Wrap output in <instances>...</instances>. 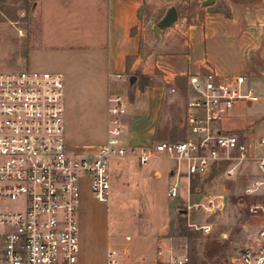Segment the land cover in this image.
<instances>
[{"label": "built area", "instance_id": "obj_1", "mask_svg": "<svg viewBox=\"0 0 264 264\" xmlns=\"http://www.w3.org/2000/svg\"><path fill=\"white\" fill-rule=\"evenodd\" d=\"M243 76L220 77L209 70L189 76L192 94L185 101L186 140L161 141L152 149L127 147L120 94L107 98L106 140L89 153H76L66 138L65 79L61 71L0 70V264H77L80 252L77 211L87 186L95 200L111 197L109 165L114 157L132 154L146 165L152 154L167 155L185 166L188 180L204 176L216 161L236 152L246 158L247 146L219 125L236 101H256L252 89L240 90ZM174 87L170 92L174 93ZM264 143V137L260 139ZM224 155H226L224 157ZM264 177V157L258 159ZM261 182H254L256 187ZM247 188L246 192L253 191ZM176 188L169 196H176ZM219 207L218 199L207 201ZM12 206V208H10ZM251 214L264 213L254 204ZM107 238L106 264H189L188 255L158 241L152 259L133 260L129 236ZM117 239V238H116ZM232 264H264V229L231 260Z\"/></svg>", "mask_w": 264, "mask_h": 264}, {"label": "crops", "instance_id": "obj_2", "mask_svg": "<svg viewBox=\"0 0 264 264\" xmlns=\"http://www.w3.org/2000/svg\"><path fill=\"white\" fill-rule=\"evenodd\" d=\"M26 1L31 6L33 19V37L27 47H43L58 53L65 61L66 70L61 71L65 85L66 76L71 75L100 85L105 127L108 96L120 94L124 98L126 113L122 123L127 147L152 149L156 143L165 141L153 142V139L164 136L158 129L167 92L172 95L168 101H176L182 113L184 136L166 142L191 137L184 120L185 101L192 94L190 75L212 70L220 77L243 76L241 92L252 89L257 100L236 101L219 128L237 135L247 146L246 158L251 165L249 188L254 189L249 194L255 199L250 206L264 207V177L257 164L258 159L264 157V143H260L264 137V0H214L206 6L200 4L203 0H190L189 7L182 5L186 0ZM170 5L177 9V21L161 30L160 41L155 44L151 28ZM156 70L161 76L152 81ZM130 75L136 76L132 90L128 88ZM172 87L176 90L174 93L170 92ZM67 142L70 146L68 138ZM124 157L139 163L132 154L114 157L109 167L111 181L113 161ZM169 159L174 162H168ZM144 167V171L155 178L168 171V178L176 182L184 180L186 194L190 180L185 175L183 163L165 154H152ZM126 170V166L119 165L117 171L125 173ZM209 171L193 178L202 180ZM254 182L261 183L254 187ZM244 228L246 245L264 229V213H250ZM154 249L150 253L142 251L137 256L131 253L130 257L149 260L153 258Z\"/></svg>", "mask_w": 264, "mask_h": 264}, {"label": "rangeland", "instance_id": "obj_3", "mask_svg": "<svg viewBox=\"0 0 264 264\" xmlns=\"http://www.w3.org/2000/svg\"><path fill=\"white\" fill-rule=\"evenodd\" d=\"M191 4L186 0L182 5ZM30 8L26 0L0 1V70L65 72V61L58 53L43 47H27L33 37ZM180 12L183 13L182 9ZM153 76L152 81H157L161 72L156 70ZM77 77L66 76L63 100L66 136L70 149L89 153L106 138V118L99 97L100 85ZM170 96L167 92L160 111L158 133L164 136L154 138L153 142L175 141L184 136L182 113L176 101H168ZM227 156L213 163L202 180L190 179L186 194L184 180L176 182L168 178V171L155 178L144 171L145 165L132 159L113 161L108 203H99L88 187H82L77 211L80 243L77 264H106L107 236L115 237L113 242L118 238V243L123 236H129V252L134 256L142 251L150 253L158 241H165L185 252L189 264H232V257L245 245L244 225L255 199L246 192L251 183L249 160L236 152ZM119 165L128 170L118 173ZM164 177L167 180H162ZM172 187L177 191L174 197L169 196ZM213 198L220 201L218 208L208 206L207 201ZM179 209L187 212L181 213Z\"/></svg>", "mask_w": 264, "mask_h": 264}, {"label": "water", "instance_id": "obj_4", "mask_svg": "<svg viewBox=\"0 0 264 264\" xmlns=\"http://www.w3.org/2000/svg\"><path fill=\"white\" fill-rule=\"evenodd\" d=\"M213 1L214 0H203V1H201L200 4L202 6H206V5L211 4ZM177 17H178V15H177L176 7L174 5H170L166 9V11L163 14V16L151 28L153 37L155 39V44H157L160 41V32H161V30L173 25L177 21ZM135 80H136V76L135 75H130L128 77V88L130 90L133 89ZM179 212L186 213L187 210L186 209H179Z\"/></svg>", "mask_w": 264, "mask_h": 264}]
</instances>
